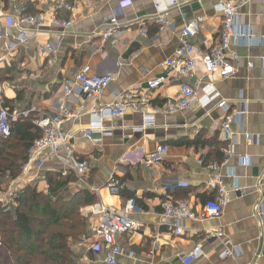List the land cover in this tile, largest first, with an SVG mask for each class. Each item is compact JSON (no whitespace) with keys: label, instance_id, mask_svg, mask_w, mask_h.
<instances>
[{"label":"crops","instance_id":"1","mask_svg":"<svg viewBox=\"0 0 264 264\" xmlns=\"http://www.w3.org/2000/svg\"><path fill=\"white\" fill-rule=\"evenodd\" d=\"M122 1L70 0L73 8L67 10L55 7L52 0H18L22 13H50L55 8L73 25L64 33L49 26L37 35L38 42L54 45V53L38 51L32 40L0 60V106L7 100L10 112L33 105L41 113L53 114L65 102L79 117L63 122L62 129L70 135L75 157L89 164L82 177L72 171L62 176L61 171L70 168L56 158L38 169L29 166L25 177L46 192L44 174L58 173L68 180L69 192L87 190L95 196L94 203L80 207L85 232L70 242L78 255L77 264H107L108 245L96 239L97 207L104 204L119 210L131 197L138 200L142 211L132 216L138 223L136 229L115 235L122 249L116 264H183L182 257L194 245L204 255L191 264H264V0H187L166 10L171 25L164 29L156 22L154 0H129L121 7ZM218 1L232 2L237 8L236 32L229 48L239 57L234 73L223 79L218 74L206 75L199 65L195 76L171 79L164 62L175 55L181 31L189 21L203 19L193 37L197 49L208 50L219 38L222 15L214 9ZM12 6L9 0H0V11L9 12ZM110 17L122 30L113 45L98 34ZM0 25L6 26L4 17ZM82 66L90 73L111 76L110 84L98 96L76 91L64 98L63 79L73 77ZM158 76L166 78L147 90L146 81ZM183 81L197 84L199 89L209 83L218 97L207 106L193 101L183 111L155 113L154 123L141 128L143 113L153 114L166 102L178 99ZM125 93L147 95L143 111L105 119L108 133L100 143L85 138L80 131L89 125L90 114ZM220 102L223 107L218 106ZM227 113L234 115L233 135L223 138L220 122ZM158 145L167 146L163 160L142 165L140 160ZM217 148L223 153L222 161L214 155ZM212 163L218 166L216 170L208 167ZM215 174L225 185L236 188L231 201L218 217L185 220V232L175 234L162 215L160 201L167 196L185 199L198 213L204 201L214 196L207 182ZM111 176L124 183L118 194L108 191ZM218 229L222 237L210 235ZM82 235L93 243L92 252L81 246ZM155 239L158 246L154 248ZM226 251L230 254L222 257Z\"/></svg>","mask_w":264,"mask_h":264},{"label":"built area","instance_id":"2","mask_svg":"<svg viewBox=\"0 0 264 264\" xmlns=\"http://www.w3.org/2000/svg\"><path fill=\"white\" fill-rule=\"evenodd\" d=\"M52 1H54L57 8L67 10L73 8L70 0ZM9 2L13 5L12 9L9 12L0 11V18L4 17L6 26L10 28L9 31L5 25H0V51L3 53L0 56V60L4 59L7 54L12 53L17 47L28 45L32 40L37 43L38 51L54 53L56 51L54 45L50 41L45 43L38 42L37 35L49 26H54L61 33H64L66 29L73 25V22L59 16L55 8L50 13L28 14L22 13L18 0H9ZM125 2L130 1L124 0L119 3L120 6L122 7ZM184 3H187V0H154L156 22L160 29L171 25L170 19L166 16V10L169 7H179ZM214 9L222 15L219 38L208 50L197 49L193 42V37L198 33L199 23L203 19L199 17L189 21L181 31V39L175 55L164 62L169 73L168 76L171 79L180 80L188 76H195L199 65L206 75L218 74L223 79L234 73V63L239 57L236 53L230 52L229 48L232 39L235 37L237 8L232 2L218 1L214 3ZM12 29L14 31H11ZM121 31L114 18L110 17L98 34L103 42H110L113 45L117 43ZM165 78L163 76L149 78L146 81L147 90L155 89ZM110 82L111 76L90 73L87 67L82 66L73 77L63 79L61 85L64 98H66L76 91L91 96H98ZM200 91L205 92L200 96ZM217 97V92L209 83L199 89V85L183 81L179 85L178 99L166 102L155 109L153 114L143 113L144 124L141 128L154 123L155 113L171 114L183 111L191 107L193 101H203V104L207 106ZM148 101L147 95L135 93L119 95L115 101L93 111L90 114L89 125L82 128L80 132L88 140L100 143L101 137L108 133L103 126L105 119L121 117L127 112L143 111V106ZM218 106L223 107L224 102H220ZM73 117L79 116L71 112L65 102L59 103L56 113L53 114L41 113L33 105L19 112H10L7 107L0 106L1 136H8L11 124L21 118H29L41 130V136L29 148L28 160L23 165L21 173L15 179L10 180L4 188L0 189V206L3 211H13L21 190L29 184L30 180L25 177L29 166L33 165L38 169L43 167L48 161L60 158L65 161L67 168H70V170L61 171L62 176L72 171L78 177H82L87 172L88 161L75 157L73 148L69 143L70 135L62 129L63 122ZM233 118V113H227L221 120L220 129L223 138H229L233 135L231 130ZM247 138L251 139L250 135H247ZM166 152V145H158L156 149L147 153L140 160V163L144 166H152L161 162ZM208 167L213 170L218 168L216 163H212ZM26 178L28 179L27 182ZM123 185V181L116 176H111L107 182L108 191L112 194L120 193ZM207 185L213 187L214 196L204 201L202 210L198 213L194 210L192 203L185 199H175L167 196L160 201L159 206L162 210V215L169 221V225L175 234L185 232L182 224L185 220L207 221L221 215L231 201L232 192L236 191V188L225 185L219 174H215L207 182ZM97 211L99 213V222L96 227V239H100L108 245L109 251L105 257L106 263L116 264L117 256L121 254L122 249L116 243L115 235L127 233L137 228L138 223L132 216L140 213L142 207L137 203L136 198L131 197L125 201L123 207L119 210L99 204ZM210 235L222 237L223 232L218 229L212 231ZM87 239L85 235H82L81 246L85 248L86 252L90 253L93 250V243H89ZM152 244L155 248L158 246V241L155 239ZM229 254L230 251H226L221 256L226 257ZM203 255V250L198 245H194L182 257V262L183 264H191L202 258Z\"/></svg>","mask_w":264,"mask_h":264},{"label":"trees","instance_id":"3","mask_svg":"<svg viewBox=\"0 0 264 264\" xmlns=\"http://www.w3.org/2000/svg\"><path fill=\"white\" fill-rule=\"evenodd\" d=\"M3 105L8 107V101ZM40 136L41 130L29 118L12 123L8 136L0 135V188L3 179L13 180L21 173L29 148ZM214 155L222 161L220 148ZM44 177L46 192L27 185L13 211L0 206V264H77L70 242L86 229L80 207L96 198L87 190L69 192L68 180L58 173L47 172Z\"/></svg>","mask_w":264,"mask_h":264},{"label":"rangeland","instance_id":"4","mask_svg":"<svg viewBox=\"0 0 264 264\" xmlns=\"http://www.w3.org/2000/svg\"><path fill=\"white\" fill-rule=\"evenodd\" d=\"M9 181H10V180H7V181H6V180L3 179V181H2V185H1V188H4V187L9 183ZM32 183H33V182H32ZM32 183H29L28 185H29L30 187H34V186H36L37 188L39 187V186H38V183H33V184H32ZM1 188H0V189H1Z\"/></svg>","mask_w":264,"mask_h":264}]
</instances>
